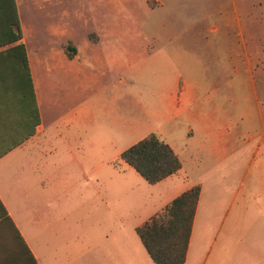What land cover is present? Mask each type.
Listing matches in <instances>:
<instances>
[{
	"label": "crops",
	"instance_id": "crops-1",
	"mask_svg": "<svg viewBox=\"0 0 264 264\" xmlns=\"http://www.w3.org/2000/svg\"><path fill=\"white\" fill-rule=\"evenodd\" d=\"M21 26L40 125L0 158V264H156L137 229L196 186L185 264H264V139L239 178L256 137L240 145L237 113L210 94L238 90L243 71L264 91L260 50L245 70L238 54L217 52L220 76L207 77L200 58L173 50L130 62L68 47L31 54ZM152 134L182 164L155 185L122 160Z\"/></svg>",
	"mask_w": 264,
	"mask_h": 264
},
{
	"label": "rangeland",
	"instance_id": "rangeland-1",
	"mask_svg": "<svg viewBox=\"0 0 264 264\" xmlns=\"http://www.w3.org/2000/svg\"><path fill=\"white\" fill-rule=\"evenodd\" d=\"M18 8L31 54L71 46L124 53L130 62L139 53L173 50L200 58L210 69L207 77L220 76L221 50L238 54L244 70L247 53L264 54V0H18ZM240 76L238 90L210 93L222 92L224 107L237 113L240 145L256 137L240 154L239 178L264 139V91L247 88L248 73ZM127 78L134 82L131 74Z\"/></svg>",
	"mask_w": 264,
	"mask_h": 264
},
{
	"label": "trees",
	"instance_id": "trees-1",
	"mask_svg": "<svg viewBox=\"0 0 264 264\" xmlns=\"http://www.w3.org/2000/svg\"><path fill=\"white\" fill-rule=\"evenodd\" d=\"M22 39L17 0H0V158L33 136L40 125L28 53L25 44L20 43ZM122 160L151 185L182 168L172 148L155 134L128 149ZM200 193L201 187H194L137 229L156 264H185Z\"/></svg>",
	"mask_w": 264,
	"mask_h": 264
}]
</instances>
